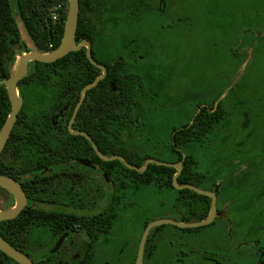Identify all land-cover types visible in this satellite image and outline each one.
I'll list each match as a JSON object with an SVG mask.
<instances>
[{"label": "flooded vegetation", "instance_id": "flooded-vegetation-1", "mask_svg": "<svg viewBox=\"0 0 264 264\" xmlns=\"http://www.w3.org/2000/svg\"><path fill=\"white\" fill-rule=\"evenodd\" d=\"M113 1L116 14L126 15L125 0ZM204 1L200 19L193 17L185 30L176 20L181 17H175L179 0L139 1L159 20L173 17L169 24L174 26H115L117 32H144V41L90 42L93 60L107 73L83 95L103 74L88 58L87 45L79 50L100 73L79 90L69 75L63 91L57 90L60 75H51L53 89L35 91L49 95L50 103L48 136L35 142L66 145L70 153L20 154L16 171L9 170L7 153L0 158V170L9 171L6 175L26 195L19 214L20 251L34 264H264V0ZM110 46L114 57L94 59V47L103 55ZM194 125L226 129L224 138L206 139L225 147L226 169L216 187L229 192L218 196L215 189H204L217 197L216 216L206 225L191 224L208 217L210 196L209 213L200 219L198 195L184 201L174 189L138 188L133 172L121 163H106L121 160L127 166L123 159H105L122 155L144 167L149 158L156 159L145 153L173 145L182 152L181 160L170 162H182L178 184L198 186L179 183L187 156L182 147L200 142L197 129L193 141L186 136ZM241 131L244 137L238 139ZM105 147L124 153L109 156ZM140 161L144 164L134 163ZM151 163L144 171L127 167L142 173ZM194 175L198 179L199 172ZM227 179L228 187L222 186ZM0 191L13 198L0 209L12 207L14 196L1 186ZM156 220L164 222L150 228L141 251L146 228Z\"/></svg>", "mask_w": 264, "mask_h": 264}, {"label": "trees", "instance_id": "trees-1", "mask_svg": "<svg viewBox=\"0 0 264 264\" xmlns=\"http://www.w3.org/2000/svg\"><path fill=\"white\" fill-rule=\"evenodd\" d=\"M139 1L146 2V0H125L127 7H124L122 12L126 15H117L116 11L112 9L113 0H80L77 41L88 39L91 43L114 44L117 41H125L126 37L128 39L136 37L138 41L143 42L144 32L142 31L122 30L117 32L113 30L115 26L151 25L149 19L152 15L148 12L147 7L139 4ZM59 3L62 4V9L59 11V18L54 20L51 13L54 6ZM133 3L136 7L131 9L130 5ZM68 9L69 0H0V80L11 76L15 72L18 57L22 53L31 50L49 52L59 46L64 33ZM131 11H133V14H128ZM20 24L23 25L26 34L33 42L34 49H31L23 38ZM96 48L93 49L94 59L101 61L105 58L114 57L112 46L104 47L107 54L103 55H98ZM98 73H100V69L88 60L84 49L71 51L54 62L31 61L29 63L27 73L21 79L19 88L20 94L24 98V105L18 114L6 148L0 156L1 158L5 153L8 154L7 160L11 165L9 170L16 171L18 169L17 162L20 154L27 156L40 152L70 153L69 146L66 145L52 143L50 145L41 144L42 147H40L35 142L37 138L48 136V129H50L48 126L49 95L37 96L35 91L38 89L52 90L54 79L50 76L55 74L60 75L56 79L58 83L57 90L67 89L66 77L69 75H72L74 89L79 90L84 83L90 81ZM86 76H91V78L87 80ZM40 98H46V101L39 102ZM10 112L11 102L7 87L6 85H0V129ZM196 129L199 131V144L192 143L182 147L187 156L184 160V170L179 177V183H195L203 189H215L218 196L228 195L227 190L216 187L218 179L224 176L223 171L226 169L223 163L224 155H226L225 147L206 141V139L224 138L226 129L208 128L203 125L190 126L189 129L185 130V133L192 141ZM242 133V131L238 133V139L244 137ZM103 151L104 154L109 156L120 152L124 153L118 148L112 149L111 147H105ZM74 152L80 153L81 151ZM212 153H215L214 156H210ZM145 155L169 162L182 159V152L173 145L157 146L152 153H145ZM24 160L27 162L25 158ZM106 163L110 165L121 163L124 169L133 172L134 175L131 178H134L133 180L138 188L143 189L151 184L158 188L174 189L180 199L184 201L190 197L193 201V195H198L201 202L200 219H204L209 213L210 197L196 193L191 189L177 190L173 186V175L176 172L174 167L151 163L147 171L139 173L129 169L121 160ZM134 163L137 165L144 164L143 161ZM195 170L199 172L198 179L194 175ZM0 174L6 175L9 174V171L0 170ZM229 181L230 179H227L222 186L228 187ZM232 194L234 196L238 194L235 199H243L241 193L232 192ZM182 195H184L183 198ZM0 234L20 250V215L13 219L0 220ZM237 248H240V246ZM0 264L19 263L0 250Z\"/></svg>", "mask_w": 264, "mask_h": 264}, {"label": "water", "instance_id": "water-1", "mask_svg": "<svg viewBox=\"0 0 264 264\" xmlns=\"http://www.w3.org/2000/svg\"><path fill=\"white\" fill-rule=\"evenodd\" d=\"M79 11H80V0H69V9H68L67 18H66L65 25H64V33H63V37L61 39L59 46L56 49L49 51V52H40L37 50H31L29 52L22 53L18 57V62L16 65L15 72L11 76L0 80V85H6L7 93H8L10 102H11V112L9 113L2 128L0 129V153L3 150L4 146L6 145L13 131V127L17 121L18 113L23 106V97L19 93L18 84H19V81L26 75L29 62L31 61H41V62H48V63L54 62L58 60L59 58L64 57L71 51L79 50L82 46L87 45L88 58L90 59L92 63H94L95 65L103 69V74L100 75L93 83L86 86L82 91V95L84 94L85 90L94 86L96 82L102 79L107 73V69L105 66L93 60L90 41L83 40L79 45L77 44V28H78V22H79ZM117 158L123 159L126 162L128 167L132 169H136L138 171H144L148 167V164L150 162H154L159 165L176 167L178 171L176 175L174 176L173 183L178 189H182L185 187L193 188L200 194H204L212 198V206H211V210H210L208 217L200 222L193 223L191 225H206L212 222V220L215 218L217 197L214 192L201 189L198 186L193 185V184H185V185L178 184V176L182 170V162L170 163V162H165V161H159L154 158H149L146 161V164L144 167H139V166H135V165L128 163L122 155H116V156L105 158V159L112 160V159H117ZM0 186L6 189L7 191H9L15 198V203L12 207L7 208V209H0V220L13 219L20 214L21 210L24 208L26 204L25 192L21 184L16 179L12 178L11 176H7V175L0 174ZM163 222L164 220H156V221L151 222L148 225L143 235V238L141 240V246H140L141 251L144 248V244H145L150 228L154 225H157ZM0 250L6 253L11 258H13L19 264H34V262L27 255H25L20 250L15 248L1 234H0Z\"/></svg>", "mask_w": 264, "mask_h": 264}, {"label": "rangeland", "instance_id": "rangeland-1", "mask_svg": "<svg viewBox=\"0 0 264 264\" xmlns=\"http://www.w3.org/2000/svg\"><path fill=\"white\" fill-rule=\"evenodd\" d=\"M182 1H184V2H182ZM206 4L207 3L204 0H190V1L189 0H179V4L177 7V11H176L177 14L175 15V17L177 15L181 17L180 19H176V20L181 21V22H177V23H179L180 26H182L183 30H185L187 27H189L192 24L193 17H194V20H196L195 18L200 19L201 11H203V9H206ZM169 15L173 16L170 12L167 16H169ZM172 19H174V18L173 17H164L161 20H159L154 15H152L151 19H149V23L151 24V26H157V28L160 29L161 25H172L173 23L169 24ZM172 26H174V25H172ZM20 27H21L23 38L26 40V42L28 43L29 46L33 47V44L29 40V37L27 36L23 25L20 24ZM167 29L168 28H166L163 31L167 32ZM243 29H245L244 26L240 28V31L238 33L239 40H242L241 37H242ZM256 30L259 31V29H256ZM169 31H170V28H169L168 32ZM260 31H261V29H260ZM253 61L254 60L251 58L249 60V63L247 61L246 64L248 66H250L253 63ZM12 202H13V198L11 196L6 197L5 194L2 191H0V207H6L8 205H11Z\"/></svg>", "mask_w": 264, "mask_h": 264}, {"label": "built area", "instance_id": "built-area-1", "mask_svg": "<svg viewBox=\"0 0 264 264\" xmlns=\"http://www.w3.org/2000/svg\"><path fill=\"white\" fill-rule=\"evenodd\" d=\"M60 9H62V4L61 3H59V4H57V5H55L54 6V8H53V10H52V18L54 19V20H56V19H58L59 18V15H60Z\"/></svg>", "mask_w": 264, "mask_h": 264}]
</instances>
